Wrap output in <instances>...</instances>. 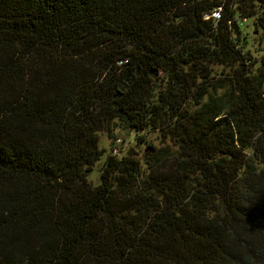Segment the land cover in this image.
I'll use <instances>...</instances> for the list:
<instances>
[{
  "label": "trees",
  "instance_id": "trees-1",
  "mask_svg": "<svg viewBox=\"0 0 264 264\" xmlns=\"http://www.w3.org/2000/svg\"><path fill=\"white\" fill-rule=\"evenodd\" d=\"M238 16L264 28V0H0V264H264V44ZM117 122L176 148L93 184Z\"/></svg>",
  "mask_w": 264,
  "mask_h": 264
},
{
  "label": "rangeland",
  "instance_id": "rangeland-1",
  "mask_svg": "<svg viewBox=\"0 0 264 264\" xmlns=\"http://www.w3.org/2000/svg\"><path fill=\"white\" fill-rule=\"evenodd\" d=\"M240 19V27L244 37L245 48L250 49L251 52L258 58L261 54V48L264 44V28L256 24L255 17L245 18L238 16ZM215 70H220V66H215ZM160 76L162 71L157 72ZM100 147L105 152L101 159L96 162L89 172L88 178L93 184L100 181L101 167L109 154H115L118 157L125 156L133 152L135 157L139 159L142 165L153 154H156L160 148L170 147L175 149L176 145L170 138H164L160 135L157 129L147 127L142 131H137L123 126L119 122L113 126L112 130H103L99 132Z\"/></svg>",
  "mask_w": 264,
  "mask_h": 264
},
{
  "label": "water",
  "instance_id": "water-1",
  "mask_svg": "<svg viewBox=\"0 0 264 264\" xmlns=\"http://www.w3.org/2000/svg\"><path fill=\"white\" fill-rule=\"evenodd\" d=\"M129 72V71H128ZM140 70L138 69L137 73H139ZM155 75L157 74V70L152 71ZM125 89V87H121V89H119V92L116 94V97H119L121 95V93L123 92V90Z\"/></svg>",
  "mask_w": 264,
  "mask_h": 264
},
{
  "label": "built area",
  "instance_id": "built-area-1",
  "mask_svg": "<svg viewBox=\"0 0 264 264\" xmlns=\"http://www.w3.org/2000/svg\"><path fill=\"white\" fill-rule=\"evenodd\" d=\"M212 17H214L215 19L219 18L220 14H219V11L215 10L212 15Z\"/></svg>",
  "mask_w": 264,
  "mask_h": 264
}]
</instances>
